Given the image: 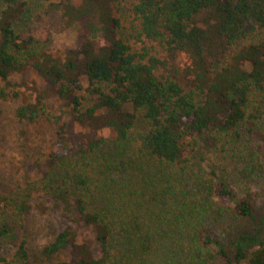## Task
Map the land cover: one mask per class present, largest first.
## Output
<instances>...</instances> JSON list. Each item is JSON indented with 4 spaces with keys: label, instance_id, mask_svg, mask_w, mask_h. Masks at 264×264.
Segmentation results:
<instances>
[{
    "label": "trees",
    "instance_id": "obj_1",
    "mask_svg": "<svg viewBox=\"0 0 264 264\" xmlns=\"http://www.w3.org/2000/svg\"><path fill=\"white\" fill-rule=\"evenodd\" d=\"M112 1L51 0L83 33L54 54L50 38L17 32L19 9L4 0L0 101L20 96L10 75L31 67L44 86L14 116L48 117L55 137L39 176L0 196V212L20 219L43 199L65 225L42 249L65 255L58 264H264V240L248 248L254 237L237 233L231 252L210 226L253 218L252 190L264 194V0H131L139 36L190 57L188 87L167 58L117 37ZM0 237L14 239L13 226ZM0 264H30L25 242Z\"/></svg>",
    "mask_w": 264,
    "mask_h": 264
},
{
    "label": "rangeland",
    "instance_id": "obj_2",
    "mask_svg": "<svg viewBox=\"0 0 264 264\" xmlns=\"http://www.w3.org/2000/svg\"><path fill=\"white\" fill-rule=\"evenodd\" d=\"M50 1L13 0V6L19 9L14 19V27L24 37L33 35L40 40L50 38L51 41L46 46L47 51L61 54L64 50L73 48L76 41L83 38V33L73 25H65L58 12L49 7ZM3 6L4 0H0V9ZM131 8V0H113L111 3L112 15L119 21L115 30L117 37L128 42L133 49L147 47L157 57L167 58L170 65L178 69L177 80L184 87H188L190 80L195 77L194 72L189 69L192 63L190 57L180 51H174L168 56L157 42L139 36L138 21ZM10 79L19 84L20 96L12 101H0V196L9 194L17 186L39 176L38 165L45 161L55 137V124L48 117L41 116L36 121L27 122L14 116L17 106L29 102L33 88L44 86L43 78L27 66L12 73ZM46 102L51 112L59 113V102L54 95L50 94ZM70 131L81 135L83 128L72 123ZM259 134V142L263 145L264 117L260 121ZM229 174L231 179L237 178L236 169L230 168ZM252 191L254 195L257 192L253 218L228 216L218 224H210L214 233L225 237L231 252L234 250L233 242L237 239V233L254 237V240L246 245L248 248H253L264 240V194H261L257 187ZM59 219V214L48 208L46 202L39 198L32 201L31 209L20 219L0 212V225L6 223L13 226L15 234L14 239L0 237V257L11 254L15 244L24 241L30 253V264H58L66 258L65 255L46 257L42 254V249L65 226ZM233 229L232 237L229 238L227 235ZM79 234L81 235L80 232Z\"/></svg>",
    "mask_w": 264,
    "mask_h": 264
}]
</instances>
